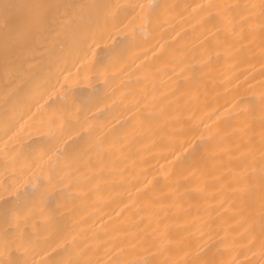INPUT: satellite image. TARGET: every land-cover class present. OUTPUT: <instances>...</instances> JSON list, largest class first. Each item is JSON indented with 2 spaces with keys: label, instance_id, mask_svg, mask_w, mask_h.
<instances>
[{
  "label": "bare ground",
  "instance_id": "obj_1",
  "mask_svg": "<svg viewBox=\"0 0 264 264\" xmlns=\"http://www.w3.org/2000/svg\"><path fill=\"white\" fill-rule=\"evenodd\" d=\"M0 264H264V0H0Z\"/></svg>",
  "mask_w": 264,
  "mask_h": 264
},
{
  "label": "snow or ice",
  "instance_id": "obj_2",
  "mask_svg": "<svg viewBox=\"0 0 264 264\" xmlns=\"http://www.w3.org/2000/svg\"><path fill=\"white\" fill-rule=\"evenodd\" d=\"M4 7H5V9H8L10 7V5L5 4Z\"/></svg>",
  "mask_w": 264,
  "mask_h": 264
}]
</instances>
